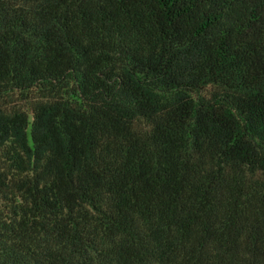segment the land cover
<instances>
[{
	"label": "trees",
	"instance_id": "obj_1",
	"mask_svg": "<svg viewBox=\"0 0 264 264\" xmlns=\"http://www.w3.org/2000/svg\"><path fill=\"white\" fill-rule=\"evenodd\" d=\"M0 264H264V0H0Z\"/></svg>",
	"mask_w": 264,
	"mask_h": 264
}]
</instances>
